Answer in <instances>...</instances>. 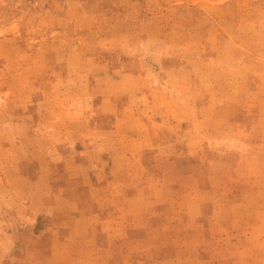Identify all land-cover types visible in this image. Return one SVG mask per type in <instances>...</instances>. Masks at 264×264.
<instances>
[{
	"label": "rangeland",
	"instance_id": "obj_1",
	"mask_svg": "<svg viewBox=\"0 0 264 264\" xmlns=\"http://www.w3.org/2000/svg\"><path fill=\"white\" fill-rule=\"evenodd\" d=\"M0 264H264V0H0Z\"/></svg>",
	"mask_w": 264,
	"mask_h": 264
}]
</instances>
